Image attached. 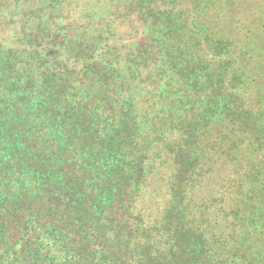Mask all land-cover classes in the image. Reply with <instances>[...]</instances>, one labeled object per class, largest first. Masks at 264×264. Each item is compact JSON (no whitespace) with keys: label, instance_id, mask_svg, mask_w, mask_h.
Segmentation results:
<instances>
[{"label":"trees","instance_id":"obj_1","mask_svg":"<svg viewBox=\"0 0 264 264\" xmlns=\"http://www.w3.org/2000/svg\"><path fill=\"white\" fill-rule=\"evenodd\" d=\"M0 264H264V0H0Z\"/></svg>","mask_w":264,"mask_h":264}]
</instances>
